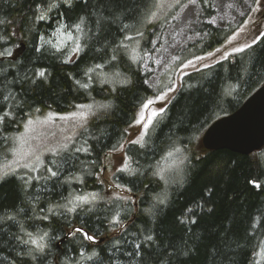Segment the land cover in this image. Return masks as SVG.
<instances>
[{"label":"trees","instance_id":"obj_1","mask_svg":"<svg viewBox=\"0 0 264 264\" xmlns=\"http://www.w3.org/2000/svg\"><path fill=\"white\" fill-rule=\"evenodd\" d=\"M159 1L73 0L68 7L59 0L47 11L56 0H0V115L9 113L0 123V173L8 172L0 180V264H264V147L246 155L201 145L210 124L264 83V35L186 74L143 146L127 143L142 102L171 88L179 67L216 50L239 25L213 23L215 1L196 0L193 40L155 88L133 48L149 47ZM37 5L44 20L36 19ZM84 104L95 112L66 148L48 151L31 168L3 167L31 119ZM125 144L124 165L112 179L120 194L102 175L107 156ZM77 196L92 202L74 212L62 207ZM148 234L154 243L143 241ZM31 239L47 244L36 259L28 255Z\"/></svg>","mask_w":264,"mask_h":264},{"label":"rangeland","instance_id":"obj_2","mask_svg":"<svg viewBox=\"0 0 264 264\" xmlns=\"http://www.w3.org/2000/svg\"><path fill=\"white\" fill-rule=\"evenodd\" d=\"M214 1L216 13L211 19L212 22L223 26L228 23L239 24L238 28L223 45L213 52L193 58L179 67L173 73V86L160 93L167 94L165 99L152 104L145 113L146 116L150 114L151 109L158 110L161 107L166 109L186 74L214 65L231 54L240 52L235 49L244 50L248 48L246 45H253L262 37V33H264V0ZM154 13L155 16L152 14L151 21L157 22V26L152 31L149 47L145 53H139V47H134L133 54L136 59L141 60L143 70L150 73L148 82L156 88L163 73L170 71L176 52L193 40L192 30L199 16V5L196 0L195 3L190 0H160L158 9ZM170 89L172 90L170 91ZM156 97L152 99L155 100ZM91 106V109L78 107L68 114L47 115L31 119V124L27 123L24 131L15 141L13 156L3 164V167L8 170H18L24 164H32L35 159L37 160V157L43 159L42 157L48 151H56L67 145L95 112L94 106L92 104ZM73 113H84L85 116L84 118L73 117ZM140 131L141 126L134 123L128 129L127 143L135 140ZM125 146L126 144L107 156L102 175L108 189H115L120 194H124L125 191L117 188L112 179L124 165ZM3 159L5 160V157ZM40 166H42L41 163Z\"/></svg>","mask_w":264,"mask_h":264},{"label":"water","instance_id":"obj_3","mask_svg":"<svg viewBox=\"0 0 264 264\" xmlns=\"http://www.w3.org/2000/svg\"><path fill=\"white\" fill-rule=\"evenodd\" d=\"M201 145L210 151L228 149L246 155L260 151L264 147V83L238 109L210 124Z\"/></svg>","mask_w":264,"mask_h":264},{"label":"snow or ice","instance_id":"obj_4","mask_svg":"<svg viewBox=\"0 0 264 264\" xmlns=\"http://www.w3.org/2000/svg\"><path fill=\"white\" fill-rule=\"evenodd\" d=\"M83 2L87 3L88 0H83ZM190 2L195 3V0H190ZM63 3L66 6L71 7L72 3H73V0H63ZM54 6H56V7L59 6V0H56L55 4L47 5V11H50L52 9V7H54ZM37 12H38V15H37L36 19L44 20L46 18V11L44 10V8L41 5H37ZM153 16H155V13H153ZM82 20H83V17H81V21ZM2 22L3 21H0V23H2ZM75 27L79 30L80 25L77 24V25H75ZM125 27H128V26L125 25ZM68 35H69V37H71V33H69ZM262 35H264V33H262ZM246 47H251V45H246ZM37 50L39 51V49H37ZM80 50H81V46L79 44H76L74 46V48L72 49L73 52H77V53ZM242 50L243 49H241V48L235 49V51H242ZM7 54L11 55V52L9 51ZM0 55H4V53H0ZM112 59H116V57L113 56ZM133 59H135V57H133ZM96 67H100V65H97ZM89 71H93V70L90 69ZM38 75L40 77H43L45 75V73H44V71H39ZM128 82L129 81L126 78L120 81L121 84H126ZM77 83H79V82H77ZM145 83H147V81H145ZM82 87H87V85H82ZM171 90L172 89H170V91ZM166 95H167L166 93H163V94L158 95L155 98V100H153L151 98H148L144 102H142V104L140 105V111L138 112L137 117L135 119V123L137 125L141 126V131H140L139 136L135 140H133L132 143L141 144V146H143L144 137L147 136L149 129L153 126V124L155 122V119L158 116H161L166 111V109L163 108V107H161L158 110L157 109H151L150 114H148L147 116L145 115V113L150 109V106L152 104H154L156 101L164 100ZM5 99H7V97H5ZM78 107H80V108H85L86 107V108L91 109L92 106L91 105H79ZM101 107L106 108V107H108V105H102ZM7 115H9V113H7V112H5L2 115H0V123L3 122L5 116H7ZM72 115H73V117L79 116L80 118H84V116H85L84 113H79V114L73 113ZM28 123L31 124V121H29ZM66 147H67V145H65V148ZM82 150L83 151H87L86 148L85 149H76V151H82ZM170 155H171V153H170ZM37 160H39V157H37ZM24 167L31 168L32 166L29 165V164H25ZM121 170H123V169H121ZM48 171L51 172V175L53 177H55L57 175V173L54 172V171H51V169H49ZM7 175H8V172L0 173V180H2ZM250 183H253L255 185V187H260V185L256 184L255 181H250ZM92 199L93 200L95 199V195H93ZM91 202L92 201L89 200L88 197L77 196V197H74V200L68 201V204H71L72 207H68V205H63L62 207H66L69 212H74V211H76V208L79 207L80 205L89 204ZM160 202L163 203L164 201H160ZM89 210H91V209H89ZM188 211L191 212L192 209H188ZM113 222L114 223H119L118 214H117L116 217L113 218ZM192 223H195V220H192ZM75 232H80L83 235L84 239H86L88 241H92L93 243H95V237L92 236V235H88L86 232L83 231V229L77 228V229H75ZM75 232L73 233V235H75ZM27 235L30 238L32 236L31 233H28ZM45 236H47V233H44V235L40 237V241H43ZM143 241H145V242H153L154 243L155 242L154 241V236L151 235V234L144 235L143 236ZM23 243L27 244V243H29V241H23ZM31 244L35 246L34 249H31L28 252V255L31 256L32 259H36L37 258L35 255H33L34 252L43 254L45 252V248L47 247V244L42 243V242H38L36 239H31ZM134 247L136 249V254L140 255L141 244L137 243V244H135ZM161 264H164V262H161Z\"/></svg>","mask_w":264,"mask_h":264}]
</instances>
